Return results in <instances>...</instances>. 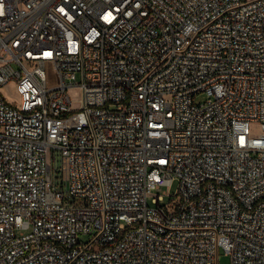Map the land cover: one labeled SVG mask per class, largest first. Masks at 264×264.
<instances>
[{
    "label": "built area",
    "instance_id": "2783aa9c",
    "mask_svg": "<svg viewBox=\"0 0 264 264\" xmlns=\"http://www.w3.org/2000/svg\"><path fill=\"white\" fill-rule=\"evenodd\" d=\"M221 250L264 264V0H0V264Z\"/></svg>",
    "mask_w": 264,
    "mask_h": 264
},
{
    "label": "rangeland",
    "instance_id": "374dc122",
    "mask_svg": "<svg viewBox=\"0 0 264 264\" xmlns=\"http://www.w3.org/2000/svg\"><path fill=\"white\" fill-rule=\"evenodd\" d=\"M47 71H48V84L50 86L56 85L59 81L57 72L54 70L52 65L47 66ZM80 80H81V75H80V73H78L77 74V81H80ZM2 92L9 100H19L17 88H16L15 84H13V83H10L8 86H5L2 89ZM79 93L80 92L78 89L71 90V94H72L73 98H76ZM206 98H207V95L205 93H200L195 97V102L202 103L206 100ZM58 157L61 158L60 152H58ZM174 190H175V188L172 189V191H174ZM166 191L167 190L160 191V193L165 194ZM167 200H168V197H166V199L163 203L167 202ZM80 239L82 241H88L89 236L85 235V234H81ZM218 264H232L231 256L228 253H226L224 250H221L219 252V255H218Z\"/></svg>",
    "mask_w": 264,
    "mask_h": 264
}]
</instances>
